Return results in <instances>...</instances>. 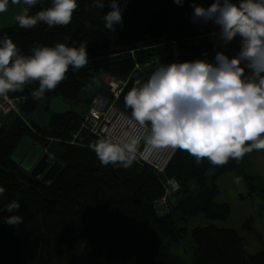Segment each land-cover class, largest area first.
Instances as JSON below:
<instances>
[{
    "label": "trees",
    "instance_id": "16d2710c",
    "mask_svg": "<svg viewBox=\"0 0 264 264\" xmlns=\"http://www.w3.org/2000/svg\"><path fill=\"white\" fill-rule=\"evenodd\" d=\"M195 2L207 7L212 0ZM118 3L123 23L114 31L104 27L103 15L110 10L107 0L103 9L91 7L92 0H77L67 26L50 28L39 23L24 29L16 21L0 28V39L7 35L22 54H30L36 44L53 46L57 42L69 46L85 42L88 52V63L79 70L70 66L66 78L42 98L33 95L38 81L8 93L18 98V112L0 118V186L5 188L0 207L17 200L21 207L16 214L23 222L9 225L2 217L10 213L0 212V264H54V260L77 264L82 251L94 264L111 260L116 264H184L177 249L188 219L200 213L220 219L229 215L226 203L213 201L221 174L235 171L251 191L257 183L264 189L259 175L248 171L249 153L214 166L207 159L197 165L186 151L175 149L163 174L136 160L128 168L100 164L88 147L100 137L80 129V123L94 96L110 94L102 75L124 82L116 105L131 116L124 96L135 80H146L160 65L194 59L214 62L216 52L231 57L239 49V37L224 44L213 37L218 31L214 24L193 23L190 0H184L182 6L173 0ZM50 4L51 0H41L29 14ZM84 91L89 92L85 98L81 96ZM53 97L69 102L70 111L50 112L44 124L30 119L42 102L49 110ZM82 99L87 103L75 107ZM23 139L32 146L38 144L42 154L52 157V169L37 170L36 176L12 159ZM165 178H175L179 190L166 195L168 209L159 212L156 204L164 196ZM190 235L191 264H264V243L249 253L233 228L200 225L191 228Z\"/></svg>",
    "mask_w": 264,
    "mask_h": 264
},
{
    "label": "clouds",
    "instance_id": "9594fccd",
    "mask_svg": "<svg viewBox=\"0 0 264 264\" xmlns=\"http://www.w3.org/2000/svg\"><path fill=\"white\" fill-rule=\"evenodd\" d=\"M41 0H11L20 6L15 16L18 25L31 29L39 23L50 28L67 26L76 11L77 0H51L48 7L34 15L30 10ZM182 6L184 0H173ZM193 23L214 24L219 37L229 44L239 37L236 55L216 52L214 62L206 59L171 62L156 67L144 81L135 80L124 96L135 125L143 129V140L154 149L186 151L199 165L207 159L222 166L229 159L240 160L253 150H264V0H212L203 7L190 0ZM104 27L114 31L122 25L118 0H107ZM91 7L103 9L105 0H92ZM9 8V0H0V13ZM88 63L87 44L71 46L57 42L53 46L34 45L30 54H22L5 35L0 39V95L21 91L29 82L38 81L34 97L54 90L71 66L79 70ZM140 138L126 132L113 139L104 137L90 142L102 166L131 167L136 159ZM0 186V202L5 199ZM17 200L0 207L9 225H18Z\"/></svg>",
    "mask_w": 264,
    "mask_h": 264
},
{
    "label": "rangeland",
    "instance_id": "374dc122",
    "mask_svg": "<svg viewBox=\"0 0 264 264\" xmlns=\"http://www.w3.org/2000/svg\"><path fill=\"white\" fill-rule=\"evenodd\" d=\"M19 12L20 6L11 5V0H9L8 11L0 13V28L14 24L16 22L15 16L19 14ZM101 78L104 84L106 83L107 85L108 82L112 80L111 76L107 77L102 75ZM104 78H108V81L104 80ZM94 84H97V82ZM88 93V91H84L81 93V96L85 98ZM91 101L88 103L90 104ZM85 103L87 102L82 99L78 104H75V107ZM50 112V110L45 109L44 103L42 102L39 109L32 113L30 119L38 124L47 123L50 119ZM34 146H38V144ZM163 150L164 149H161V152H163ZM172 151L173 149L170 148L165 154L159 153L160 163L166 160ZM248 156V171L252 174L259 175L264 184V150H253ZM46 158L49 164L50 162H53L50 155L46 154ZM216 184L218 187V193L213 197V201L217 203H226L230 210L229 215L224 219H220L210 218L200 213L197 216L188 219L186 222L187 232L181 239L180 247L178 248L179 250L177 249L179 255L185 261L184 264H191L193 243L190 229L195 226L214 224L218 227L233 228L238 235L243 238L246 251L249 253L258 251L264 243V189L261 188V184L257 183L255 190L251 191L247 182L235 171H228L221 174L216 179ZM156 205H158L157 209L159 212H164L168 209V205L165 201L161 203L157 201ZM85 252L82 251L81 258L77 264H94L93 260ZM54 264L71 263L54 260ZM106 264L116 263L115 260H111Z\"/></svg>",
    "mask_w": 264,
    "mask_h": 264
},
{
    "label": "built area",
    "instance_id": "2783aa9c",
    "mask_svg": "<svg viewBox=\"0 0 264 264\" xmlns=\"http://www.w3.org/2000/svg\"><path fill=\"white\" fill-rule=\"evenodd\" d=\"M123 84H121L120 80L112 79L108 82L109 95L97 94L94 96L83 113L80 129L87 130L100 138L107 136L116 139L126 132L136 135L140 138V143L135 160L148 164L156 173L162 174L175 149H173L166 160L160 163L159 153L165 154L170 148H166L161 152V149H154L147 145L142 138L143 129L135 125L131 116L116 105V99L119 97ZM17 100L18 98H12L8 93L0 95V118L10 111L18 112L16 107ZM163 187L164 196L157 200L160 203L165 201L167 194L178 191L179 183L175 178H165Z\"/></svg>",
    "mask_w": 264,
    "mask_h": 264
},
{
    "label": "water",
    "instance_id": "95a60500",
    "mask_svg": "<svg viewBox=\"0 0 264 264\" xmlns=\"http://www.w3.org/2000/svg\"><path fill=\"white\" fill-rule=\"evenodd\" d=\"M48 107L52 113L65 114L70 111L71 104L60 97H53L49 100ZM40 154L41 149L38 146H32L28 139H23L14 150L12 159L20 163L24 169H31L32 174L39 176L37 168L41 163Z\"/></svg>",
    "mask_w": 264,
    "mask_h": 264
},
{
    "label": "flooded vegetation",
    "instance_id": "af4514ba",
    "mask_svg": "<svg viewBox=\"0 0 264 264\" xmlns=\"http://www.w3.org/2000/svg\"><path fill=\"white\" fill-rule=\"evenodd\" d=\"M39 159H40L41 163H40L39 167L37 168L38 170L43 171L47 168L52 169L53 166H51V162H50V164L47 162L48 160L46 158V154L45 155L40 154Z\"/></svg>",
    "mask_w": 264,
    "mask_h": 264
}]
</instances>
